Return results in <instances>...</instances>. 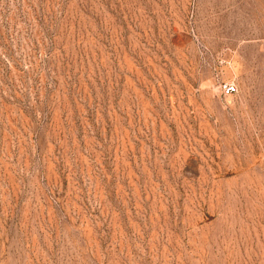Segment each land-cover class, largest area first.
<instances>
[{"label": "rangeland", "instance_id": "1", "mask_svg": "<svg viewBox=\"0 0 264 264\" xmlns=\"http://www.w3.org/2000/svg\"><path fill=\"white\" fill-rule=\"evenodd\" d=\"M0 264H264V0H0Z\"/></svg>", "mask_w": 264, "mask_h": 264}, {"label": "built area", "instance_id": "2", "mask_svg": "<svg viewBox=\"0 0 264 264\" xmlns=\"http://www.w3.org/2000/svg\"><path fill=\"white\" fill-rule=\"evenodd\" d=\"M230 88H231V89H229V88H228V91H229V90H233V89H234L233 87H230Z\"/></svg>", "mask_w": 264, "mask_h": 264}]
</instances>
